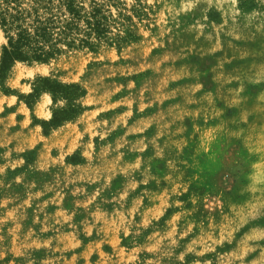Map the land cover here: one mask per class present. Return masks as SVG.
I'll list each match as a JSON object with an SVG mask.
<instances>
[{
    "label": "clouds",
    "instance_id": "1",
    "mask_svg": "<svg viewBox=\"0 0 264 264\" xmlns=\"http://www.w3.org/2000/svg\"><path fill=\"white\" fill-rule=\"evenodd\" d=\"M114 4L115 7H113ZM201 4L206 5L207 8L215 7L223 12L225 25H229V28L234 31L224 28L221 30L228 31L234 38L240 39L249 33L264 36V0H256L252 8L243 7L242 0H139V3L137 0H76V6L81 8L82 15L86 18L91 19L93 8L103 6L104 14L110 21L111 30L96 44L104 55L92 56L88 49L81 45V38L87 39L85 33L91 31L83 20L78 22V31L71 33L65 31V23L71 21L73 17L65 9L64 0H50V2L49 0H22L18 6L0 0V9L6 8L9 14L7 23H0V188L6 187L9 168L25 164L20 154L26 149H33L38 141H43V147L40 149L42 162L29 164L28 168L42 170L44 173L54 169L56 175L53 182L44 185L41 191H32L29 200L54 190L57 203L65 195H71L76 203L83 205L82 211L88 216V221H85L82 230L72 222V215L81 209L73 208L70 214L60 212L54 217L45 216L44 219L48 221V224L42 231L53 228L60 233L58 238L54 237L60 252V256L56 258V264H63V256L66 252L82 246L80 237L92 239L94 243L91 248L94 249H98L100 244L108 241L119 245L120 239L125 238L132 253L127 259L132 260L134 264H184L188 253L202 256L205 252L212 251L215 245H221L223 242H228L236 248L237 254L232 257L231 264H249L246 257L252 255L257 257L253 264H264V225L258 226V232H247L243 241H235L232 236V232L239 234L241 228L249 221L254 223L257 217L264 216V135L256 138L259 144H249L245 140L249 134L253 137L256 133L264 134V75L256 76L254 69L237 75L240 87L233 88L226 102V108L235 110L236 118L225 121L217 129L218 134H226L244 142L247 153L255 155L260 160L259 170L255 163H251L244 169L246 182L239 189L242 195L246 198L250 196V200L255 202L254 211L249 214L248 204L244 203L245 214L232 215L222 237L217 236L216 239H212L205 235L187 246L181 244V237L193 232L191 226L195 219L193 213L198 207L196 199L192 198L191 208L186 210L188 202L179 198L181 192L178 188L171 187L184 174L181 165L187 162L182 161L181 156L184 146L188 143L187 140L174 141L169 137L155 151V157L167 160L168 174L154 176L148 167L150 160H136L135 163L126 165L121 160L125 151L132 147L131 141H126L123 137L119 140L109 139L118 127L125 126L127 118L132 117L133 101L141 104V108L144 107L140 93L133 84L117 85L104 79L107 75H116L110 64V60L116 57L109 44L115 43L125 35L126 25L121 23V14L126 13L133 6L139 8L144 5L155 9L156 15L152 16L148 23L161 25L160 29L152 35L162 40L168 32L166 23L177 21L181 15L193 12ZM33 9H39V11L34 12ZM17 11L24 14V19L19 22L11 19ZM206 20V16L201 17L202 22ZM43 24L49 26L47 37H41L38 34ZM112 25L115 26L112 27ZM204 26L205 24L201 23V28ZM144 35L148 36L149 33L144 32ZM96 40L95 34H92L93 43H96ZM66 44L68 47H65ZM78 48L82 50L78 51ZM122 55H132L139 62L144 53L139 49L135 53L125 50ZM85 57L92 59L94 64L99 62V67H87ZM162 59L166 61L169 57L164 56ZM121 75L127 77L129 73L125 71ZM250 84L257 85L255 95H249L247 92ZM122 87L129 91L128 98L113 103L112 98L121 91ZM203 87L202 84L196 85V89ZM85 89H87V96H85ZM145 92L144 99L149 101L155 99V80L152 87L146 88ZM233 95L237 99H231ZM216 100V95L209 91L203 97L201 113L205 110L204 106L211 108ZM198 101L199 98L188 100L185 105ZM118 104L129 106V110L123 116L105 119L103 115H100L108 108L115 109ZM87 105H92L94 110L89 111ZM20 114L23 116L18 120L16 117ZM212 114L220 115V113ZM184 115L196 117L195 112H186ZM177 120L182 122L183 116L175 117L173 122ZM69 122H71L70 131L74 135L57 136V131L61 133L69 131ZM150 123L153 121L144 123L139 129L129 128V131L143 132ZM76 125L80 126L79 131H76ZM41 128L47 135H41ZM177 131L183 130L177 129ZM96 136L99 140L95 141L94 147L91 137ZM10 144H15V147H10ZM153 144V139L146 138L141 141V150ZM51 148H56L59 152L55 160L47 155V150ZM77 150L83 159V165L69 167L64 163V157L70 156ZM137 172L142 177L139 181L134 175ZM118 173L124 175L127 184L122 190L111 192V181ZM150 180H155L157 185L161 180H167L168 192L159 210L152 212L150 209V214H145L140 200L147 196L150 203H155L159 199L153 197L151 190L139 193L140 199L131 206L126 197L133 189H136L137 183L148 184ZM11 182L25 183L24 174L13 177ZM191 182V179L187 181L189 184ZM77 184L81 186L77 187ZM85 186H94V191H85ZM28 187L35 189L37 184L28 182ZM106 190L109 191L106 192ZM183 190L188 189L184 187ZM169 196L173 197L170 202ZM29 200H25L19 206L17 215L21 219L22 210L28 205ZM10 202L5 200L3 206L6 207ZM109 204L117 210L107 209ZM169 204L173 209L179 207L180 212L167 224H163L160 222V217L164 215ZM39 210H44L42 205ZM134 214L137 217L142 216L143 219H133ZM9 223L15 225V232H20V224L16 217L13 216V212H8L4 222L0 224V264H8L5 258L9 256L15 264H34L30 252L33 244L26 242L27 238L24 241L17 238L16 242H13L15 232L3 230ZM177 225L180 231H177ZM67 227H71V232L64 235V229ZM204 227L206 232L217 231V226L209 228L205 225ZM93 228L96 229L95 237L92 235ZM31 235L29 233V236ZM243 243H247L248 246L242 247ZM179 248H182V251L177 252ZM121 251L117 247L110 256L105 257L108 264H121V261L125 259L120 255ZM137 253L144 255L138 256ZM90 254L91 249L83 253V256L79 254L73 256L69 264H85ZM149 255L152 256L151 260H148ZM18 256L24 257V260L16 261Z\"/></svg>",
    "mask_w": 264,
    "mask_h": 264
},
{
    "label": "rangeland",
    "instance_id": "2",
    "mask_svg": "<svg viewBox=\"0 0 264 264\" xmlns=\"http://www.w3.org/2000/svg\"><path fill=\"white\" fill-rule=\"evenodd\" d=\"M137 2L139 3V0ZM255 3L256 0H242V6L245 8H252ZM113 7H115V4ZM97 8L100 11L98 13L99 17L105 16L103 21L108 33L111 30L108 16L104 14L103 6ZM121 15V23L126 25L124 28L125 35L115 43L109 44L116 57L110 60L116 75H107L104 79L117 85L133 84L140 93L144 107L141 108V104L133 101L131 105L132 117L127 118L125 126L123 128L118 127L109 139L119 140L120 137H123L124 140L131 141L132 147L125 151L124 155L121 156V160L124 161L125 165L135 163L136 160H150L148 167L154 176L168 174L167 160L155 157V151L169 137L174 141L187 140L188 143L184 146L181 156V160L187 162L181 165L184 174L171 187L178 188L181 192L179 198L188 202L186 210L191 208L192 198L196 199L198 207L196 212L193 213L195 219L191 225L195 234L189 232L187 236H182L181 244L187 246L192 241L205 235L212 237V239H216L217 236L222 237L231 216L235 214L243 216L245 214L244 203L248 204L247 211L249 214L254 211L255 202L250 200V196L246 198L242 195L239 189L246 182L244 169L248 168L251 163H255L257 170H259L260 160L255 155L247 153L244 142L226 134H218L217 129L225 121L236 118L235 110L226 108V102L233 88L240 87L237 75L245 74L250 69L255 70L256 76L264 75V36L249 33L243 38H234L229 35L228 31L221 30V28H224L234 31V29L229 28V25H225L223 12L215 7L207 8L204 4H201L198 9L189 14L181 15L177 21L166 23L165 27L168 32L162 40L156 39L152 35L160 29L161 25L159 23H148L152 16L156 15L155 9L144 5L139 8L133 6ZM165 16L167 17V13H165ZM202 16L207 17L206 22L201 21ZM201 23L205 24L203 28H201ZM114 26L112 25V27ZM144 32H148L149 35L145 36ZM101 39H97L96 43L92 41L93 44L90 46L82 45V47L87 48L92 56H103L104 53L96 46ZM65 47H68V45H65ZM137 49L144 53L139 62L132 55H122L125 50L135 53ZM77 50L81 51L82 49L78 48ZM60 54L63 55V53ZM164 56L169 57V59L163 60L162 57ZM85 60L87 67H99V62L94 64L93 60L87 59V57H85ZM125 71L129 73L127 77L121 75ZM157 73L158 75H156ZM154 80L156 87L155 99L149 101L144 99L145 89L152 87ZM73 83L77 82L73 81ZM197 84H202L204 87L196 89ZM256 88L257 85L250 84L247 88L248 94L255 95ZM209 91L216 95L217 100L211 108L204 106L205 110L201 113L200 108L203 106V97ZM85 96H87V89H85ZM128 96L129 91L122 87L121 91L112 98V102L125 100ZM197 98H199L198 102L188 106L185 105L186 101L196 100ZM231 99L235 100L237 97L233 95ZM86 107L89 111L94 110L92 105ZM128 110L129 106L127 104H118L115 109L108 108L100 115H103L105 119L118 118ZM186 112H195L196 117L184 115ZM212 113H220V115L216 116ZM22 116L23 114H20L16 118L19 120ZM180 116H183L182 122L177 120L174 123V118ZM148 121H153V123H150L145 131H129V128L139 129ZM70 129L71 122H69V131L63 133L57 131L56 135L67 136L73 134ZM177 129L183 131H177ZM79 130L80 126L76 125V131ZM41 135H47L43 128H41ZM262 135L264 134L256 133L253 137L252 134H249L245 140L249 144H259V140L256 138ZM146 138L153 139L154 144L141 150V141ZM91 139L94 141L95 147V141H98L99 137H91ZM9 146L15 147V144ZM42 147L43 141H38L33 149H26L25 152L20 154L25 160L24 165L9 168L6 187L0 188V224L4 222L8 212H13V216L20 224V232H15V225L11 223L3 230L5 232H15L13 242H16L17 238L21 241L27 238L26 242L33 244L30 252L34 264H56V258L60 256V252L54 237L58 238L60 233L53 228L42 231L48 224V221L44 219L45 216L54 217L60 212L70 214V210L73 208L81 209V211L72 215V222L81 230L85 221H88V216L82 211L83 205L76 203L71 195H65L57 203L56 191L54 190L45 192L44 195L34 200H29L32 191H41L44 185L53 182L56 175L54 169L49 173H44L42 170L28 168L29 164L42 162L40 152ZM205 148L208 150L205 151ZM47 155L55 160L59 152L56 148H51L47 150ZM13 158H15V153H13ZM64 163L69 167L82 166L83 159L77 150L70 156H65ZM49 167L51 169V165ZM21 174H24L25 183L11 182L13 177ZM134 175L137 181L142 179L138 172ZM189 179L192 180L190 184L187 183ZM28 182H35L37 187L30 189ZM248 182L250 183V181ZM126 184L127 180L124 175L118 173L111 181L110 191L122 190ZM79 186L81 185L77 184V187ZM184 187H187L188 190L184 191ZM145 190H151L153 197L159 198L155 203H150L147 196L140 200L143 212L150 214V209L152 212L160 209L163 198L168 192V181L161 180L159 185L155 180H150L148 184L137 183L136 189H133L126 197L129 206L140 199L139 193ZM85 191H94V186H85ZM108 191L106 190V192ZM172 199L173 197H168L169 202ZM5 200L11 201L6 207L3 206ZM25 200H29V203L23 208L21 219L17 212L19 206ZM41 205L43 211L39 210ZM107 209L117 210L111 204L107 205ZM179 212V207L173 209L169 204L164 215L160 217V222L167 224ZM132 218L143 219L142 216L137 217L135 214ZM65 223L68 224V222ZM205 225L209 228L217 226V231L215 233L206 232ZM260 225H264V216L257 217L254 223L249 221L241 228L239 234L232 232V236L235 241H243L247 232H258V226ZM177 231H180L179 225H177ZM69 232H71V227L65 228L63 234L67 235ZM29 233L32 235L29 236ZM92 235L93 237L96 235L95 228L92 229ZM148 235H151V233H148ZM80 239L82 240V246L66 252L63 256V264H69L73 256L78 254L83 256V253L88 252L90 249L91 254L87 256L85 264H108L105 257L110 256L117 247L122 250L120 255L125 258L121 261V264H134L132 260L127 259L132 253L125 238L120 239L119 245H114L111 241H108L100 244L98 249L91 248L94 243L92 239L83 237H80ZM247 246V243L242 245L245 248ZM199 247L198 245L197 248L199 249ZM179 251H182V248L177 249V252ZM236 254V248L232 244L223 242L221 245H215L212 251L205 252L202 256L188 253L185 256L184 264H231V259ZM137 255L143 256L144 254L137 253ZM256 258V255L246 257L249 264H253ZM5 259L8 264H15L10 256ZM151 259L152 256L149 255L148 260ZM23 260L24 257L22 256L16 257V261Z\"/></svg>",
    "mask_w": 264,
    "mask_h": 264
},
{
    "label": "trees",
    "instance_id": "3",
    "mask_svg": "<svg viewBox=\"0 0 264 264\" xmlns=\"http://www.w3.org/2000/svg\"><path fill=\"white\" fill-rule=\"evenodd\" d=\"M22 0H5V3H11L14 5H19ZM50 2V0H49ZM64 7L68 11L69 15L73 17L71 21H68L64 25L66 32L71 33L73 31L79 30V21L83 20L85 24L88 25L90 32L85 33L87 39L81 38V45H92V34H95L97 39H103L107 35V27L104 24L105 16L99 17L98 8H93L91 13V19L86 18L82 15L81 8L76 6V0H64ZM34 12H38L39 9H33ZM31 15V13H29ZM9 19V14L6 8L0 9V23H7ZM13 21H21L24 19V14L21 11H17L15 15L11 16ZM38 19V17H37ZM52 23V21H49ZM39 35L41 37H47L49 35V26L48 24H43L40 26ZM74 43V42H72ZM67 45V44H66Z\"/></svg>",
    "mask_w": 264,
    "mask_h": 264
}]
</instances>
